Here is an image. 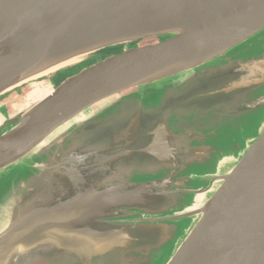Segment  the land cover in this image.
Masks as SVG:
<instances>
[{
	"label": "water",
	"instance_id": "obj_1",
	"mask_svg": "<svg viewBox=\"0 0 264 264\" xmlns=\"http://www.w3.org/2000/svg\"><path fill=\"white\" fill-rule=\"evenodd\" d=\"M263 30L264 0H0V171L22 164L0 264H153L180 223L163 264H264V52L214 63ZM159 87L179 100L158 117L144 96ZM197 100L235 126L192 125L178 108Z\"/></svg>",
	"mask_w": 264,
	"mask_h": 264
},
{
	"label": "rangeland",
	"instance_id": "obj_2",
	"mask_svg": "<svg viewBox=\"0 0 264 264\" xmlns=\"http://www.w3.org/2000/svg\"><path fill=\"white\" fill-rule=\"evenodd\" d=\"M131 45H136L135 43L131 44ZM122 49V46H115V47H108L105 48L103 50H99V52L95 53L94 55L89 56L84 63L76 65V66H72L69 67L67 69H64L61 73L57 74L56 76H64L66 74L72 73L74 71H76L78 68H82L84 67V65H87L97 59H101L107 55L116 53L118 51H120ZM264 30L261 31L260 33H258L257 35L251 37L250 39L236 45L235 47H233L232 49L229 50V52L226 53L225 56H227L228 58H218L216 59V62H214L215 64H217V69H221V68H227L228 66V61L230 60H237V61H248L252 58H255L256 56H260L262 55V53L264 52ZM228 59V60H227ZM54 74L50 73L48 75H45L43 77H40L38 79H35L31 82H29L26 85L22 86V89L25 91H28V85L30 86H37V85H45V83H47V81L49 80H53V78L49 77V75ZM55 76V77H56ZM193 79L191 78V80L187 83V87H185L183 90L184 93V98L183 99H188V98H194L196 97V91L199 89H196L195 87H193ZM206 83V81H205ZM171 91L169 90H164L163 88L159 87V88H154L151 91L148 92V96H144L145 102L147 105H150L149 108V112L153 113L155 115L159 116H163V115H167L170 114L169 112L172 111L173 106L172 103H177V101L179 100L177 97V95L174 93V95L171 97L170 94ZM179 94V93H177ZM207 102L203 101L200 102L199 100L197 101H193L191 103L190 106H184V107H180L178 108V110L180 111V116L182 115V112L184 111L186 113V117L188 118V121L193 122L192 125H195L196 122H194L197 118L203 116L206 120L205 122L208 125H211L213 123H217L218 125H221V127H227V126H235V119H233L232 117H229V114L226 113H222L219 112L218 107L222 108V110H226L228 109L227 104L219 106V102L215 101L214 102V107L211 108V106L208 107H204V105H206ZM227 106V107H226ZM10 109V110H9ZM13 108L10 106L9 108L6 107L1 109V112L3 114H8ZM176 112V106H175V111L173 113ZM259 113L257 114V116L253 117L252 119L249 120V126L252 127V125L256 124L259 121ZM223 117V118H222ZM224 117H228V118H224ZM220 118L223 120V122L220 120ZM242 120V119H241ZM179 121V117L177 118H168V122L171 126H173V122ZM6 127H8V124L6 125ZM224 129H217V131L214 134H220V136L218 138H215V140H218L220 138H223L222 136V132H224ZM242 132H244V128L242 126L241 123H239V134H242ZM230 138V136H229ZM239 138V136H232V139H237ZM231 139V138H230ZM234 149V145L233 147H231ZM22 169V164L21 162H17L14 164H10L8 165L6 168H4L3 170L0 171V199L3 198V196L5 195V193L10 190L12 188V186L14 184H17L18 179L22 176V174H20V170ZM136 172L140 173L139 175H136L133 179L134 180H141V181H147V179L153 178L154 172L145 168H140L138 170H135ZM185 223L182 225L180 223L179 229L177 231V233L169 240L164 242V246L162 245V252H161V248L158 247L156 249V251L154 252V249L152 248V252L153 254H158L159 256H155L152 259L153 264H163L164 262H166V258L169 256V254L172 252L176 242L179 241L181 234L184 231V227ZM178 237V239L176 240V242L174 243L175 239ZM143 251V249L141 250V252ZM137 253V251H136Z\"/></svg>",
	"mask_w": 264,
	"mask_h": 264
},
{
	"label": "flooded vegetation",
	"instance_id": "obj_3",
	"mask_svg": "<svg viewBox=\"0 0 264 264\" xmlns=\"http://www.w3.org/2000/svg\"><path fill=\"white\" fill-rule=\"evenodd\" d=\"M148 42L152 43V42H154V41H148ZM80 69H81V68H78L76 71H74V72H72V73H69V74H66V75H64V76H62V77H60V76H56L57 74L61 73V72L64 70V69H61V70H58V71L54 72V74L49 75V77L53 78V82H54L55 85H56V84H59L62 80H64V79H65L66 77H68L69 75H72V74L78 72ZM55 76H56V77H55ZM199 195H200V196H199L198 198H201V196H203L202 193L199 194ZM195 206H198V202L195 204Z\"/></svg>",
	"mask_w": 264,
	"mask_h": 264
},
{
	"label": "bare ground",
	"instance_id": "obj_4",
	"mask_svg": "<svg viewBox=\"0 0 264 264\" xmlns=\"http://www.w3.org/2000/svg\"><path fill=\"white\" fill-rule=\"evenodd\" d=\"M49 70H52V69H49ZM48 71V70H47Z\"/></svg>",
	"mask_w": 264,
	"mask_h": 264
}]
</instances>
